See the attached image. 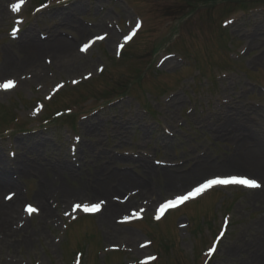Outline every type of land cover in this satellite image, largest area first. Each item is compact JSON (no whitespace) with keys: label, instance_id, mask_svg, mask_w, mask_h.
Instances as JSON below:
<instances>
[{"label":"rangeland","instance_id":"374dc122","mask_svg":"<svg viewBox=\"0 0 264 264\" xmlns=\"http://www.w3.org/2000/svg\"><path fill=\"white\" fill-rule=\"evenodd\" d=\"M18 1L0 0V64L7 52L21 64L23 46L34 38L45 42L54 36L70 41L76 57L62 64L64 60L45 52L39 60L49 72L40 76L23 67L19 86L0 93V152L13 167L19 159L31 162L39 155L55 193L48 204L51 216L26 221L27 228L16 239L36 231L40 235L32 237L29 246L0 249V264H73L77 252L83 253L80 264H140L153 253L160 255L155 264H196L200 255L201 264H264V246L257 247L264 242V202L252 199L256 191H212L199 203L152 223L157 203L208 177L238 173L264 182V171L259 175L247 167L205 168L187 185L166 186L144 166L185 175L203 160L221 166L236 154L235 137L249 130L233 120L251 116L250 109L264 113V0H24L22 12L11 16ZM230 15H236L234 24L224 30L221 24ZM19 16L25 20L18 39H13L10 30ZM139 19L143 30L118 59L116 45ZM82 28L86 32L81 33ZM100 34H107V40L78 55L82 43ZM241 51L244 56L237 60ZM9 70L0 72V80L16 78ZM124 91H129L127 97L103 105L106 96ZM41 104L44 110L36 114ZM66 110L76 114L75 124L65 113L59 122H51L55 113ZM14 117H19L10 125L14 130H6ZM248 125L264 139V117L260 124ZM87 126L95 128L90 135ZM53 167L57 169L50 171ZM114 173H129L145 184L147 193L139 195L135 183L129 181L131 188L117 191L114 177L109 180L111 195L136 194L128 207L122 206L124 215L145 207V220L114 226L121 217L117 214L103 225L101 214L86 218L71 212L73 202L107 200L105 193L84 192V185ZM16 182L0 191L1 201L17 191L21 210L26 203L40 204L36 180L29 176ZM61 185H67L64 198ZM224 217L230 222L227 233L210 258L208 249ZM186 221L190 225L179 229ZM124 231L137 239L128 242L122 238ZM150 240L149 251H137V245ZM111 246L120 250L111 251Z\"/></svg>","mask_w":264,"mask_h":264},{"label":"bare ground","instance_id":"6f19581e","mask_svg":"<svg viewBox=\"0 0 264 264\" xmlns=\"http://www.w3.org/2000/svg\"><path fill=\"white\" fill-rule=\"evenodd\" d=\"M3 12L5 15L7 14V11L4 10ZM80 32L81 33L86 32V29L82 28ZM28 33L31 34L32 32H28ZM134 41L135 40H133L131 43H133ZM21 52L24 56L21 64L15 62L12 56L9 54V52L5 53L3 62L0 64V72L6 70L8 71V69H11L9 70V72L12 71L14 76H16L17 78L20 77V75L22 74L21 69L23 67L26 68L28 67L29 69L33 70L35 74L42 76L45 74L44 72L46 71V69H48L47 72H49V67H47L46 65L43 66L41 64L39 60L41 54L45 52H49L53 57H55L56 61L59 59L60 60L71 59V57L75 56L73 44L67 39L58 36H54L53 39L48 41L45 40V42L36 40V38H34L33 41H31V43L22 47ZM261 62L264 63V58L263 61ZM176 103L177 102H175V104ZM250 115L251 116H248L245 119L238 117L236 120H233L232 118L227 122L229 127L230 126L232 127V123H231L232 120L236 122H240L241 124H243V127L249 130L243 135L235 137L236 139H238V150L236 154L229 159L230 162L227 163V161H224L220 166L218 164L217 165L210 164V161L206 159L199 162L197 167L192 172L185 175H179L175 171L169 169H158L156 167L150 165L148 166V164H146L144 165L146 167V173L150 176L157 174V176L162 177L164 182L166 183V186H176L179 184L187 185L189 179L195 177L197 174H200L201 171L205 170V168L208 171L216 168L224 170L227 168L247 167L249 169H252L255 173L261 175L262 172L264 171V144H263L264 139L262 140V137L258 135L256 131L254 133L253 132L254 130L250 129L248 127L249 126L248 124L250 122H252L254 126L260 124V121L264 117V113L262 112V110L258 111V110L250 109ZM252 115H254L256 118H252ZM94 131L95 128L93 126L86 127V133H88L89 135L92 134ZM21 142L23 143V141ZM32 150H36V147L30 148V151ZM27 151L28 153H30L29 149H27ZM31 160H32L31 162L30 161L26 162L24 161V159L21 160L19 159V163H15L13 167L12 164L9 161H7L6 158L0 152V191H2V189L6 188L7 186L17 185L18 183L16 181H19V179L21 180L31 176V178H33L37 182L38 189L36 192V200L37 202L40 203L41 215L44 216L45 218H48L49 216H51V210L48 204H49V199L52 197L53 194L52 187L54 186V184L46 179L48 169H46L44 167L45 165L42 164L41 157L39 155H36ZM53 169H57V167H53L50 171H52ZM68 171H72V170L69 169ZM72 174L74 175V173ZM114 174L109 175L108 177H106V179L104 178L99 179L100 182L97 181L93 182V180H89L88 183L90 184L87 183L84 185L85 188L84 192H86V190H90L94 193H100V194L105 193L108 195L107 196L108 203L106 202L105 210L101 213L103 218L102 219L103 225L112 223L113 216L117 214H125V212H123L122 206H120V204H118L117 202H115V200H113V198L118 197V195L117 196L111 195L112 194L111 190L113 189L111 188L109 180L112 179V177H114L112 180H115L117 182L118 185L117 191L131 188L130 182H132L135 183L134 185H136V187H138L137 189H139L138 192L139 195L143 193L145 194L147 193L145 184L143 182H139L137 179H135V177H133L129 173L126 174L114 173ZM230 174H236V173H230ZM14 175L17 176L18 180L14 179ZM217 176L218 175H213L208 178H216ZM64 183H67V180L63 181V184ZM91 184H94L95 186L91 187ZM61 186L62 187L60 189L61 190L60 194L62 193V198H64L68 194V191L66 189L67 185H61ZM161 189H159V192H161ZM187 190L188 189L183 191V193L186 192ZM254 193L255 195L252 197L254 201L264 202V190L256 191ZM57 194H59V191H57ZM177 194H178L177 196H179L181 193H177ZM125 196L119 198L123 199L125 198ZM99 198L103 199L102 197ZM14 199L15 200H13L11 203H7L5 200L4 201L0 200V249H3L4 247L11 248L13 246L19 247L20 245L23 244L29 246L32 237L40 235L38 234V231H36L35 234H29L25 238L16 239L19 236V233L20 232L23 233L27 228L26 221L29 219V217H27L20 209L23 200L21 199L20 196H18V193L16 194ZM203 199L205 198L203 197L202 200ZM202 200L197 201V203H199ZM208 203L211 204V200ZM167 215L168 214H166L160 222L164 221L168 217ZM113 225L114 226L116 225V220H114ZM260 228L264 232V219L260 223ZM121 235L123 236L122 238L127 239L128 242L130 243L134 242V240L137 239L136 237H134V233L131 231H124L122 232ZM263 246H264V242L259 244V246L257 247L262 248ZM136 247L138 250V245ZM257 247L254 246L256 250ZM147 251L148 250L141 252H147ZM236 254L237 252L233 253L234 256Z\"/></svg>","mask_w":264,"mask_h":264},{"label":"snow or ice","instance_id":"6c2138e0","mask_svg":"<svg viewBox=\"0 0 264 264\" xmlns=\"http://www.w3.org/2000/svg\"><path fill=\"white\" fill-rule=\"evenodd\" d=\"M20 7V5H14L13 10H17ZM102 38V37H101ZM130 39V37H129ZM88 47V45H85V49ZM14 87V82L12 80H8L7 82L0 84V88H3L5 90L13 88ZM244 185L246 187L250 188H256L259 187V185L256 183L254 179H247V178H241L237 175H228L226 178H222L221 176H217L216 178H206V182H202L199 184L198 187H195L193 190L189 191L187 195L180 194L176 199H170L166 203H162L159 206L158 209V214L156 215V219H160V216L164 214V212L172 207H175L179 203H183L185 201H188L189 199L201 194L203 191L211 188L212 186L215 185ZM11 197H9L10 199ZM100 204L96 203L93 204L91 207L88 205L83 206V211L84 212H94L100 209ZM77 209L81 207L80 204L75 205ZM29 213L35 212L36 209L29 207L27 209Z\"/></svg>","mask_w":264,"mask_h":264}]
</instances>
